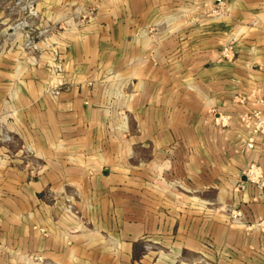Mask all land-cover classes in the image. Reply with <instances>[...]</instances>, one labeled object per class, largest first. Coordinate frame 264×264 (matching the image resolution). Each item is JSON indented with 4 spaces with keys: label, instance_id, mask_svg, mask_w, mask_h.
I'll use <instances>...</instances> for the list:
<instances>
[{
    "label": "crops",
    "instance_id": "1",
    "mask_svg": "<svg viewBox=\"0 0 264 264\" xmlns=\"http://www.w3.org/2000/svg\"><path fill=\"white\" fill-rule=\"evenodd\" d=\"M211 1L0 0V264H264V0Z\"/></svg>",
    "mask_w": 264,
    "mask_h": 264
},
{
    "label": "built area",
    "instance_id": "2",
    "mask_svg": "<svg viewBox=\"0 0 264 264\" xmlns=\"http://www.w3.org/2000/svg\"><path fill=\"white\" fill-rule=\"evenodd\" d=\"M226 11V0H212L211 5L208 8L207 16H220ZM235 56V45L230 38L226 40L220 47L219 57L224 60H232ZM238 119L248 128L251 134H261L264 136V114L260 109H252L247 112L238 114ZM213 121L216 124L227 123V116L217 115L214 116ZM247 147L254 146V140L252 135L248 137L246 141ZM243 176L245 180L261 189L264 188V170L262 166L257 162H249L243 169ZM229 218L234 221H238L243 224L246 230L257 228L264 234V218L257 219L255 221H245L241 210L238 208H231L228 212ZM150 248V244L145 245Z\"/></svg>",
    "mask_w": 264,
    "mask_h": 264
}]
</instances>
